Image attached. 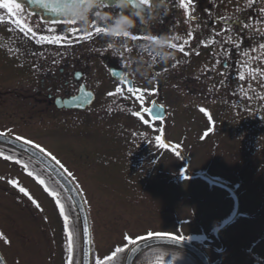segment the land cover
<instances>
[{
  "label": "rangeland",
  "instance_id": "obj_1",
  "mask_svg": "<svg viewBox=\"0 0 264 264\" xmlns=\"http://www.w3.org/2000/svg\"><path fill=\"white\" fill-rule=\"evenodd\" d=\"M223 3L229 21H243L225 26L247 48L239 53L237 74L224 78L218 93L206 89L202 97L182 105L177 95H167L165 104L172 112L163 138L160 126L125 113L120 97H106L86 114L68 113L51 122L58 134L49 133L50 143L66 150V161L60 163L72 174L87 206L95 258L124 246L126 235L147 238L153 233L213 246L217 252L205 253L221 264H264V0H254L253 10L250 0ZM248 8L254 13L251 22L244 19ZM20 11L16 16L0 9V129L15 128L33 107L12 95L24 97L27 91L18 72V59L26 53L18 44H23L22 33L15 30L14 36L4 13L16 16L17 22ZM244 22L251 27H242ZM226 37L225 44H230ZM36 42L33 38L29 43L34 59L38 53L42 60L90 55L87 49L71 52L50 45L36 53ZM204 63L192 72L200 75ZM160 141L169 147H161ZM70 148L88 152L91 159ZM1 156L0 232L11 244L0 239V252L7 264H69L70 257L72 264H80V234L78 248L73 242L70 253L63 217L50 194L54 183L41 170L27 164L30 176L23 164ZM64 207L70 228L74 217Z\"/></svg>",
  "mask_w": 264,
  "mask_h": 264
},
{
  "label": "flooded vegetation",
  "instance_id": "obj_2",
  "mask_svg": "<svg viewBox=\"0 0 264 264\" xmlns=\"http://www.w3.org/2000/svg\"><path fill=\"white\" fill-rule=\"evenodd\" d=\"M223 2L224 0H193L189 5L191 13L189 16L180 6L181 0H133V3L123 1L124 6H121L120 0L113 2L89 0L75 8L70 16L56 22L49 21L41 13L19 3L18 10L21 11L18 21L26 29H32V32L26 34L16 24L17 12L14 13L16 16L4 13L8 15L6 21L10 24L14 36L15 30L22 33V38L19 37V40L23 44H18L27 54L23 60L18 59L20 61L18 72L25 78L27 91L23 94L24 97L15 92L12 95L17 96L18 100L28 101L27 105L33 107L26 114L28 117H21L17 121L19 126L1 128L0 133L23 137L40 144L62 163L66 161V158L64 159L66 150L51 145L49 133H57L50 126L51 122L58 121L59 116L62 118L68 113L86 114L106 97L112 99L120 97L124 100L122 110H125V113L130 112L139 119L141 118L134 113H142L143 122L148 121L155 127L160 126L163 138L166 122L162 130L163 123L152 122L144 109L157 101L167 107L169 112L167 121L172 112L165 104L167 95L170 97L177 95L178 104L182 105L184 100L202 97L209 91L208 89H215L218 93V90L223 88L224 78L233 79L237 74L235 64L239 61V53L247 48L240 43H244V39L239 38L238 33L230 36L225 26L231 25L233 28L243 21L239 18L229 21L225 15ZM250 3L253 10L254 0H250ZM235 4L233 3L234 7ZM253 14L248 8L244 19L251 22ZM121 17H130L134 21L133 25L131 27L122 25ZM225 19L228 21L227 24ZM73 29L77 30L75 34L72 32ZM57 35L63 39L55 43H47L49 38L54 39ZM177 36L178 40L175 39ZM226 36L230 37V44H225L228 40ZM33 38L37 41L36 53L41 52V47L46 48L50 45L49 47L71 52L87 49L90 55L87 59L73 60L62 57L42 60L38 58V53L34 59L29 55L34 53L29 44ZM175 44L178 46L182 44L183 51L179 47L175 48ZM237 44L239 47H236ZM201 62H205L204 68L200 75H196V71H192L201 66ZM77 74H80L79 78ZM207 84H212L213 87L208 88ZM129 87L132 91H129ZM81 93L94 95L93 103L85 110L59 108V105H65V100L76 98ZM137 96L140 99H137ZM177 109H186V106ZM139 126L141 124L136 128L138 129ZM14 129L17 131L14 132ZM120 148L122 150L121 146ZM70 149L72 151L77 149L79 153L86 154L91 159V155L86 151L81 152L79 148ZM0 153H3L1 156L3 158L11 156L12 161L19 160L23 165L39 167L32 159L15 150L0 146ZM113 158L115 157L111 159ZM41 172L51 182H55L47 172L44 170ZM70 177L75 181L72 175ZM57 184L55 193L62 195L64 189L59 183ZM204 244L200 246L204 251H216L213 246ZM166 249L169 251L152 253L154 258L152 264H191V262L199 264L188 253L174 248ZM142 256L144 255L142 254L134 264H137ZM208 256L213 264L219 262Z\"/></svg>",
  "mask_w": 264,
  "mask_h": 264
},
{
  "label": "water",
  "instance_id": "obj_3",
  "mask_svg": "<svg viewBox=\"0 0 264 264\" xmlns=\"http://www.w3.org/2000/svg\"><path fill=\"white\" fill-rule=\"evenodd\" d=\"M18 3L24 4L30 10H35L47 18L51 22H56L57 20L70 16L75 8L84 2L89 0H15ZM109 2L117 0H106ZM121 1V0H120ZM128 3H133V0H123ZM44 4L53 6V11L51 7L45 8ZM77 99L71 98L65 100V105H59V108L66 109H79L85 110L94 101L93 94L81 93ZM155 102V108L153 109L158 118L153 119L147 112V114L152 122L163 123V128H165V121L169 116V112L166 106ZM153 105V103H152ZM152 105L150 107H152ZM149 107V108H150ZM0 146L7 149L15 150L20 154L29 157L35 161L40 167H42L46 172H48L53 179H55L60 186L64 189L70 201L72 202L79 225L80 234V264H92V232L91 224L89 219V214L87 211V206L85 204L84 198L76 186L74 181L70 178L67 173H65L54 161L50 159L47 155L40 153L37 149L32 146L25 145L22 141L15 139L11 135H0ZM77 189L79 191H77ZM174 248L177 250L184 251L192 255L199 264H213L209 256L205 251L200 248L195 242L185 241L182 239L173 240L166 236H153L151 238H146L138 242L137 245H132L126 252L123 260V264H134L135 261L145 252L154 248ZM135 248V251L132 249ZM0 264H7L4 257L0 253ZM214 264H219L215 262Z\"/></svg>",
  "mask_w": 264,
  "mask_h": 264
},
{
  "label": "snow or ice",
  "instance_id": "obj_4",
  "mask_svg": "<svg viewBox=\"0 0 264 264\" xmlns=\"http://www.w3.org/2000/svg\"><path fill=\"white\" fill-rule=\"evenodd\" d=\"M192 2H193V0H181V4H180V6L188 13L189 16L191 14L190 13V10H189V5ZM43 7H45V8L51 7V10L53 11V6L52 5L49 6L47 4H44ZM19 8H20V4L17 3V2H15V0H0V9H6L9 13H15ZM225 23L226 24L228 23V21L226 19H225ZM17 24L21 28V30H24L26 32V34L28 32H32V29H30V28H27L26 29L22 24H20L19 21H17ZM241 26L242 27H246V28L247 27H251V25L248 24L247 22L242 23ZM76 31L77 30H75V29L72 30V32L74 34L76 33ZM41 39H44V38L41 37ZM62 39L63 38L61 36L57 35L54 39L49 38V42L55 43L57 41H61ZM175 39L178 40L179 37L177 36V37H175ZM176 47H179V49L181 51H183V45L182 44L179 45V46L175 44V48ZM236 47H239V44H237ZM260 47L261 48H264V44L260 45ZM256 71L258 72L259 69H256ZM113 75H115V73H113ZM77 76L79 78L80 74H77ZM239 78L241 80H244L245 76H244V73L243 72H241ZM129 91H132V88L131 87H129ZM109 95H112V93H109ZM74 99H77V98L74 97ZM137 99H140V97L137 96ZM154 108H155V102H153L152 107L147 108V109H144V111L147 112L153 119H156L158 117L156 116V113L153 110ZM200 111L201 112H204L205 114L209 115V117H210V113L208 112L207 109L201 107L200 108ZM134 114L137 115V116H139L143 120L142 113L137 112V113H134ZM144 122L147 123L148 121H144ZM0 135H7V133H0ZM205 135H207V133H205ZM15 139L21 140L25 145L32 146L35 149H37L40 153H43V154L47 155L48 157H50V159L52 161L55 162L56 165H58L65 173H67V175H69V176L72 175L70 172H68V170L66 168H64V165H62L60 163V161L55 156L52 155V153L47 152L46 149L43 148L40 144H36L33 141H31V140H27V139H24L23 137H19V136L15 137ZM157 139L159 140L160 138L158 137ZM160 146L161 147H164V148L169 147V145L166 142H164V141H160ZM0 155H3V153H0ZM4 158L5 159H13V157H11V156H5ZM16 162L17 163H21V161H19V160H17ZM24 167H25V169H27V167H28L27 164H25ZM28 174L30 176L33 175L32 172H29ZM187 178L188 177L185 176V179H187ZM37 179L39 180V183L40 184L45 185L44 180L39 179V177H37ZM10 183H12L14 186L17 185V182L16 181H10ZM45 190H49L47 188V185H45ZM19 191L22 192V193H24L25 195H29V193L23 187H19ZM77 191H79V190L77 189ZM50 194L55 197L56 204L59 207L60 215L63 217L64 227H65V230H66L67 236H68L69 252L71 253L72 250H73V231L69 228V224H68L70 217L65 212V207H64L63 203H61L60 198H59V195L57 193L51 192V191H50ZM29 198L32 199V197L30 195H29ZM33 203L36 205L37 208L40 207V205L35 200H33ZM153 235H157L158 236V235H161V234L148 233L147 238H151ZM170 238L173 239V240H176L177 239L176 237H170ZM0 239H3L5 241V243H7V244H11V241L8 240L7 237L2 232H0ZM124 239H125L126 243H125V245L123 247L117 246L113 251H111L105 257H103V258H99V257L95 258L94 264H109V262H112V264H119V261L117 259L118 254L125 252L127 250V248L129 246H131V245H137L139 241L146 239V237H139L138 236V237L133 238L131 236H127L126 235L124 237ZM132 250L135 251V248H133ZM69 264H72L71 257L69 259Z\"/></svg>",
  "mask_w": 264,
  "mask_h": 264
},
{
  "label": "trees",
  "instance_id": "obj_5",
  "mask_svg": "<svg viewBox=\"0 0 264 264\" xmlns=\"http://www.w3.org/2000/svg\"><path fill=\"white\" fill-rule=\"evenodd\" d=\"M28 166V165H27ZM30 166V165H29ZM32 168L34 167L36 170H40V167H37V166H31ZM27 170L29 171V172H31L30 171V169H29V167L27 168ZM50 180V179H49ZM51 181V180H50ZM57 182L55 181L54 182V184L52 185V187H54V190H55V192H56V187H57ZM62 200L64 201V205L66 206V211L68 212V213H70V214H72L73 215V217H74V220L72 219V225H71V227H70V229L73 231V229L75 228V236H73V242H75V245H76V248H78V230H77V227H78V221H77V217H75L76 216V213H75V211H74V207H73V205H72V203H71V201H70V199L68 198V196H67V194L65 193V192H63L62 193ZM70 212H69V211ZM78 229H79V227H78ZM121 247H123V246H121ZM130 247V246H129ZM129 247L127 248V250L129 249ZM127 250L125 251V252H123V253H120V254H118V257H117V259H118V261H119V264H122L123 263V258H124V256H125V253L127 252ZM163 251H169L168 249H166V248H154V249H151V250H149V251H147V252H145L143 255L144 256H142L141 258H140V260H138V262H137V264H152L153 262H154V258H152V253H155V252H163ZM178 251H180V250H178ZM183 252V251H182ZM95 255H94V251H93V264H94V261H95ZM109 264H112V262H109ZM191 264H193L192 262H191Z\"/></svg>",
  "mask_w": 264,
  "mask_h": 264
},
{
  "label": "clouds",
  "instance_id": "obj_6",
  "mask_svg": "<svg viewBox=\"0 0 264 264\" xmlns=\"http://www.w3.org/2000/svg\"><path fill=\"white\" fill-rule=\"evenodd\" d=\"M121 6H124L123 0H121ZM120 23L122 25H126L128 27H131L134 23V21L130 17H121Z\"/></svg>",
  "mask_w": 264,
  "mask_h": 264
}]
</instances>
